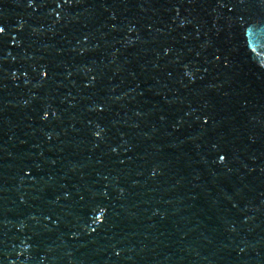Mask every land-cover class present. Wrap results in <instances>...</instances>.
Wrapping results in <instances>:
<instances>
[{
	"label": "water",
	"instance_id": "obj_1",
	"mask_svg": "<svg viewBox=\"0 0 264 264\" xmlns=\"http://www.w3.org/2000/svg\"><path fill=\"white\" fill-rule=\"evenodd\" d=\"M0 264H264V0H0Z\"/></svg>",
	"mask_w": 264,
	"mask_h": 264
}]
</instances>
